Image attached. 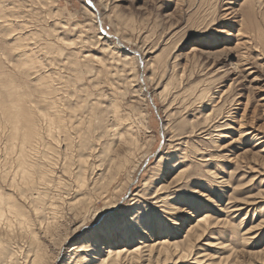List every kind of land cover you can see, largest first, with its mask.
I'll return each mask as SVG.
<instances>
[{"label": "rangeland", "instance_id": "rangeland-1", "mask_svg": "<svg viewBox=\"0 0 264 264\" xmlns=\"http://www.w3.org/2000/svg\"><path fill=\"white\" fill-rule=\"evenodd\" d=\"M90 1L0 0V264H264V0Z\"/></svg>", "mask_w": 264, "mask_h": 264}, {"label": "snow or ice", "instance_id": "snow-or-ice-1", "mask_svg": "<svg viewBox=\"0 0 264 264\" xmlns=\"http://www.w3.org/2000/svg\"><path fill=\"white\" fill-rule=\"evenodd\" d=\"M144 219L141 218L139 225L134 221H130L127 216H119L117 213H112L111 218H97L96 222L92 225V228H97L101 231H126L136 229L139 227H147Z\"/></svg>", "mask_w": 264, "mask_h": 264}, {"label": "bare ground", "instance_id": "bare-ground-1", "mask_svg": "<svg viewBox=\"0 0 264 264\" xmlns=\"http://www.w3.org/2000/svg\"><path fill=\"white\" fill-rule=\"evenodd\" d=\"M94 7V6H93ZM95 8V7H94ZM96 10V9H95ZM95 14L97 15V19H99L100 20V15L98 14V12L96 11L95 12ZM99 23V22H98ZM117 45L118 46H120V47H123V46H121V43L117 40ZM128 51V50H127ZM129 52V51H128ZM131 55H133L134 57H140L141 59H142V57H141V55H140V53H138V52H136V51H131V52H129ZM143 61V60H142ZM132 183V182H131ZM130 183V184H131ZM129 184V185H130ZM202 222H206V220H205V218H202L200 221H198V223L197 224H202ZM176 247V246H175ZM164 251H165V254H169L168 253V248H167V246H164ZM125 253H127L125 250H115V251H109L108 253H107V257L105 258V259H103V260H101V263H99V264H120V259L125 255ZM184 256V255H183ZM135 257H138L137 259H139L140 257H139V250L138 249H135V250H133V251H131L130 253H128L127 255H126V258H128V259H134ZM124 258H125V256H124ZM42 260H43V253H40V252H38L36 255H35V257H34V259H33V263L32 264H42Z\"/></svg>", "mask_w": 264, "mask_h": 264}, {"label": "water", "instance_id": "water-1", "mask_svg": "<svg viewBox=\"0 0 264 264\" xmlns=\"http://www.w3.org/2000/svg\"><path fill=\"white\" fill-rule=\"evenodd\" d=\"M87 5L89 6V8L94 12H96L95 8L93 7V3L90 0H86ZM98 27L101 30V33L106 37V38H114L113 36H111L110 34L108 35L107 32L102 28V25L100 23H98ZM115 39V38H114ZM127 50V49H126Z\"/></svg>", "mask_w": 264, "mask_h": 264}]
</instances>
